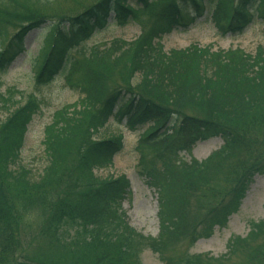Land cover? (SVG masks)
Instances as JSON below:
<instances>
[{
	"label": "trees",
	"instance_id": "trees-1",
	"mask_svg": "<svg viewBox=\"0 0 264 264\" xmlns=\"http://www.w3.org/2000/svg\"><path fill=\"white\" fill-rule=\"evenodd\" d=\"M204 1L168 0L154 11L149 9L150 0H101L80 14L53 23L32 9L34 2L25 6L10 0L4 1L8 7L0 5V73L7 72L24 53L30 33L50 26L36 82L47 85L65 74L70 88L82 98L77 111L62 109L47 126V164L35 179L25 167L16 163L12 168L11 163L19 158L28 126L38 114L37 103L28 100L10 108L12 97L8 100L0 94V108L7 110V118L0 123V264L7 256L17 259L21 218L17 205L28 197L48 212L50 232L45 238L55 236L70 221L83 222L85 227L100 225L107 228L105 233L116 226L113 241L108 234L102 239L98 229H81L91 237L84 244L88 258H75L74 254L72 264L87 259L88 264H141L138 256L143 243L162 257L163 264H230L240 254L245 256L244 264H264V220L253 226L247 238H234L227 255L220 259L169 258L164 246L178 240L173 247L177 250L190 246L202 234L209 237L216 226L225 225L239 211L254 177L264 175V53L245 56L240 51L226 54L189 47L156 58L158 45L144 44L145 37L132 53V73L126 81L121 80L124 73H114L118 75L114 77L106 67L101 70L93 62L72 57L81 42L103 30L109 19L123 27L135 14H146L149 9L153 24L148 34L155 42L163 34L187 28L195 20L189 9L203 13L207 9ZM214 3L211 21L219 37L242 36L255 19L264 24V0ZM9 27L15 32L7 40ZM111 119L116 124L125 122L131 130L147 127L139 145L159 151L162 170L153 164L145 167L149 185L159 195L157 240L137 234L118 219L119 203L129 189L126 177L102 182L93 174L108 167L122 150L121 138L95 139L97 128ZM213 138H221L224 144L208 163L176 166L171 161ZM230 159L242 160L240 174L234 172ZM219 162L221 169L230 163L225 188L205 171ZM192 202L198 208L196 220ZM48 243L55 247L52 240ZM65 258L71 257L59 260ZM35 259H26L24 264L53 263Z\"/></svg>",
	"mask_w": 264,
	"mask_h": 264
},
{
	"label": "rangeland",
	"instance_id": "rangeland-1",
	"mask_svg": "<svg viewBox=\"0 0 264 264\" xmlns=\"http://www.w3.org/2000/svg\"><path fill=\"white\" fill-rule=\"evenodd\" d=\"M0 0V5L8 4ZM101 0H18L21 4L27 6L33 3L32 9L41 17L56 22L59 18L66 16H75L89 9ZM168 0H150V10H158L161 5ZM215 0H205L206 10L201 14L196 12L193 14L189 9V15L194 18V22L190 23L186 29L180 32H171L161 35L155 42L149 38V30L152 28V20H149L147 13L135 14L132 20L125 26H114L112 19L108 20V25L94 33L90 38L81 42L80 46L73 52L75 57L80 60L93 62L101 70L108 69L107 73H124L121 78L126 81L132 73L131 59L134 49L141 44H137L140 39L146 37L144 44L148 46L157 43L159 50L155 57L159 58L163 53H170L173 50L184 51L191 45L200 46L201 48L210 47L213 52L225 50L241 52L245 56L250 54L264 53V24L255 19L254 23L248 28L245 35L237 38H218L215 35L213 24L210 23L208 14L214 8ZM14 4V3H12ZM49 23V24H50ZM50 26H46L43 30L30 33L25 41L24 53L11 65L5 74H0V93L6 95L9 100L12 97L13 102L10 108L27 102L29 97L36 98L41 106L40 114L35 115L28 133L26 135L25 144L19 153V158L11 163V167L23 166L33 173L37 179L42 174V170L46 166V156L44 150V138L46 127L51 123L54 113L68 110L69 113L77 111L82 98L81 94L72 90L66 80V75L59 74L51 83L40 86L35 82L37 67H39L43 59L42 50L44 49L46 38L49 34L47 30ZM15 29L8 28L7 40L13 35ZM258 53V54H259ZM42 54V55H41ZM153 60H155L153 58ZM89 63V62H87ZM130 80V78H129ZM131 82V81H130ZM11 95V96H9ZM65 107V109H64ZM7 110L0 108V123L7 118ZM145 128L136 131H130L124 126H118L112 121L104 127H98L95 132V139H110L112 137L121 136L124 149L118 154L112 165L106 169H99L94 172V176L102 181L115 179L121 175H125L131 184L132 193L121 201V209L118 212V219L121 223H128L138 234L157 240L159 236L158 223V194L157 191L147 185L146 179L141 176L144 160L146 164H153L154 167L161 171L162 162L156 159L158 150L154 147L146 148L143 151L139 149V139L145 133ZM222 140L215 138L198 144L189 154H181L179 159L172 157L171 161L176 166L183 164H191L197 162L200 165L208 163L209 157L222 147ZM236 174H240L243 167L242 160L230 159ZM238 161V162H237ZM218 165H210L206 172H211L219 179L221 188L226 187L227 180L224 178L228 171L230 163L227 162L220 167ZM149 167V166H148ZM248 171V167L245 166ZM20 211V238L17 259L14 256H7L2 264H24L26 259L36 258L37 261H52L50 264H72L74 254L75 258L85 256V243L91 241V237L83 235L81 229H98L97 233L103 239L107 234L111 236L113 241L118 233L112 226L113 232L106 231L99 226L85 227L83 222H68L60 231L51 237L45 238V234L50 232L47 229L46 214L43 207L37 202L31 200L30 197L21 201L17 205ZM17 209V208H16ZM17 209V210H18ZM192 215L195 220L198 218L197 204L192 202ZM264 219V175L256 176L253 183L240 207L238 213L234 214L229 221L223 226L216 227L209 237L203 234L199 236L190 246H184L179 249H173L178 243L176 241H167L166 247L169 258L184 260L185 256L209 257L220 259L227 255L229 246L234 238L245 239L250 234L253 226ZM19 222V220H18ZM49 240H52L55 247L48 246ZM143 250L141 255L142 264H163L162 257L153 252L154 249L147 243L139 246ZM162 251V250H161ZM86 253V254H85ZM65 258L61 261L62 257ZM131 258V257H130ZM83 261V264H88ZM93 260V258H92ZM245 256L238 255L230 261V264H244Z\"/></svg>",
	"mask_w": 264,
	"mask_h": 264
}]
</instances>
